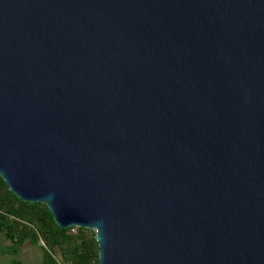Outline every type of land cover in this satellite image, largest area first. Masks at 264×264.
<instances>
[{"label":"water","instance_id":"water-1","mask_svg":"<svg viewBox=\"0 0 264 264\" xmlns=\"http://www.w3.org/2000/svg\"><path fill=\"white\" fill-rule=\"evenodd\" d=\"M0 176L98 264H264V0H0Z\"/></svg>","mask_w":264,"mask_h":264},{"label":"trees","instance_id":"trees-1","mask_svg":"<svg viewBox=\"0 0 264 264\" xmlns=\"http://www.w3.org/2000/svg\"><path fill=\"white\" fill-rule=\"evenodd\" d=\"M72 229L61 228L46 204L19 198L0 176V239L6 244L0 247V258L18 256L30 243L43 251L42 260L35 264H98L95 232L79 227L73 233ZM10 264L23 263L14 259Z\"/></svg>","mask_w":264,"mask_h":264},{"label":"rangeland","instance_id":"rangeland-1","mask_svg":"<svg viewBox=\"0 0 264 264\" xmlns=\"http://www.w3.org/2000/svg\"><path fill=\"white\" fill-rule=\"evenodd\" d=\"M5 243L0 239V247H5ZM56 257L61 260L60 252L57 250ZM43 251L39 246L31 245L30 243L25 244L22 247V251L18 256L6 255L0 258V264H10L12 260L16 259L23 264H35L42 260Z\"/></svg>","mask_w":264,"mask_h":264},{"label":"built area","instance_id":"built-area-1","mask_svg":"<svg viewBox=\"0 0 264 264\" xmlns=\"http://www.w3.org/2000/svg\"><path fill=\"white\" fill-rule=\"evenodd\" d=\"M77 228H79V227H73L72 232L75 233Z\"/></svg>","mask_w":264,"mask_h":264}]
</instances>
